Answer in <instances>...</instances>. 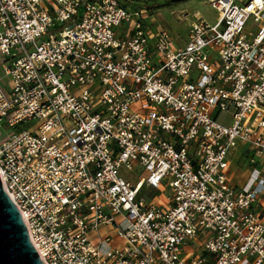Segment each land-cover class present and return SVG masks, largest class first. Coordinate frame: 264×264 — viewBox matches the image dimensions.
I'll use <instances>...</instances> for the list:
<instances>
[{
	"label": "built area",
	"instance_id": "1",
	"mask_svg": "<svg viewBox=\"0 0 264 264\" xmlns=\"http://www.w3.org/2000/svg\"><path fill=\"white\" fill-rule=\"evenodd\" d=\"M140 2L0 0L6 191L46 264H264V0H209L181 44Z\"/></svg>",
	"mask_w": 264,
	"mask_h": 264
},
{
	"label": "rangeland",
	"instance_id": "2",
	"mask_svg": "<svg viewBox=\"0 0 264 264\" xmlns=\"http://www.w3.org/2000/svg\"><path fill=\"white\" fill-rule=\"evenodd\" d=\"M140 7L145 8V21L153 28L156 24H160L165 27L177 44H181L185 41L188 34V22L192 18L193 13H197L200 17L209 23L215 21L217 17V9L212 6L209 0H141L140 3H136ZM251 19L249 18L246 22L245 27L251 28ZM1 73V71H0ZM8 78L4 77V81ZM256 164L251 163L248 156L238 157L235 161V169L231 172V177L234 178L233 174L239 172L240 178L244 182L242 188L249 186V183L255 176ZM119 173L135 182L141 176H146L147 171L140 165H135L131 168H127L125 165L120 166ZM147 197L155 195V191L145 189ZM102 234H105L109 230L112 232V228L108 226H101L99 228ZM204 264H212L209 257H206Z\"/></svg>",
	"mask_w": 264,
	"mask_h": 264
},
{
	"label": "water",
	"instance_id": "3",
	"mask_svg": "<svg viewBox=\"0 0 264 264\" xmlns=\"http://www.w3.org/2000/svg\"><path fill=\"white\" fill-rule=\"evenodd\" d=\"M0 264H46L0 175Z\"/></svg>",
	"mask_w": 264,
	"mask_h": 264
},
{
	"label": "crops",
	"instance_id": "4",
	"mask_svg": "<svg viewBox=\"0 0 264 264\" xmlns=\"http://www.w3.org/2000/svg\"><path fill=\"white\" fill-rule=\"evenodd\" d=\"M244 155L249 156L248 151H247L245 145H243V144H239L229 155V165H228L227 177H228V180L231 183V185L234 186L235 188H242L244 186V182L240 178L241 173L235 172L233 174L234 178L231 177V172L233 169H235V161L237 160L238 157H243ZM248 159H249V157H248ZM257 165L258 164H256V166ZM159 197L157 196V199H159ZM252 210L254 212L258 213L259 216L264 219V191L262 192V194H260L257 197V200L255 201V203L252 207ZM198 250H199V248H198L197 244H193V245L188 247L187 251L188 252L192 251L193 253H196V252H198Z\"/></svg>",
	"mask_w": 264,
	"mask_h": 264
},
{
	"label": "trees",
	"instance_id": "5",
	"mask_svg": "<svg viewBox=\"0 0 264 264\" xmlns=\"http://www.w3.org/2000/svg\"><path fill=\"white\" fill-rule=\"evenodd\" d=\"M176 1H178V0H176Z\"/></svg>",
	"mask_w": 264,
	"mask_h": 264
}]
</instances>
